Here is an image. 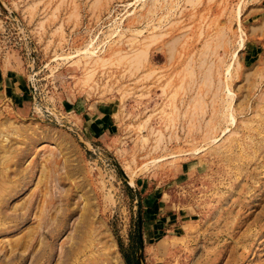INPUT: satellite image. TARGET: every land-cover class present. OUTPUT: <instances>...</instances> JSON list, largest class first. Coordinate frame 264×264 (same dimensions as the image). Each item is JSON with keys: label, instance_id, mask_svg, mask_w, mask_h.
Here are the masks:
<instances>
[{"label": "rangeland", "instance_id": "1", "mask_svg": "<svg viewBox=\"0 0 264 264\" xmlns=\"http://www.w3.org/2000/svg\"><path fill=\"white\" fill-rule=\"evenodd\" d=\"M0 264H264V0H0Z\"/></svg>", "mask_w": 264, "mask_h": 264}, {"label": "bare ground", "instance_id": "2", "mask_svg": "<svg viewBox=\"0 0 264 264\" xmlns=\"http://www.w3.org/2000/svg\"><path fill=\"white\" fill-rule=\"evenodd\" d=\"M98 58H100V57H98ZM88 238L89 239L86 242H83V238H80L77 242L72 243L71 246L69 247L70 255L71 254L73 255L72 263L76 262V260L79 259V257H78L79 254H81L82 252H85L86 250L90 251V256H95V254H97V252H95V251H97L99 249V247H97L99 242H97V239H95V237L88 236Z\"/></svg>", "mask_w": 264, "mask_h": 264}]
</instances>
